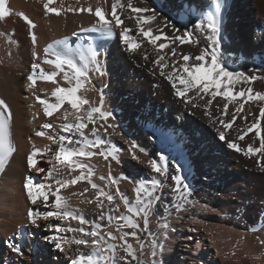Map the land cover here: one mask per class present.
Here are the masks:
<instances>
[{"label": "bare ground", "instance_id": "obj_1", "mask_svg": "<svg viewBox=\"0 0 264 264\" xmlns=\"http://www.w3.org/2000/svg\"><path fill=\"white\" fill-rule=\"evenodd\" d=\"M216 11L0 0V264H264V0Z\"/></svg>", "mask_w": 264, "mask_h": 264}, {"label": "rangeland", "instance_id": "obj_2", "mask_svg": "<svg viewBox=\"0 0 264 264\" xmlns=\"http://www.w3.org/2000/svg\"><path fill=\"white\" fill-rule=\"evenodd\" d=\"M184 6H185V8L187 9L186 5H184Z\"/></svg>", "mask_w": 264, "mask_h": 264}]
</instances>
